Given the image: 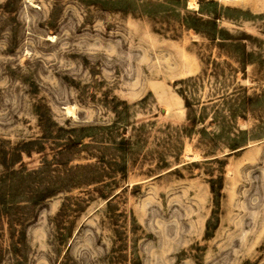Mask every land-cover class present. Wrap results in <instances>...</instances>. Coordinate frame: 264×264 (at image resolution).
<instances>
[{"label":"rangeland","instance_id":"obj_1","mask_svg":"<svg viewBox=\"0 0 264 264\" xmlns=\"http://www.w3.org/2000/svg\"><path fill=\"white\" fill-rule=\"evenodd\" d=\"M25 143L0 264H264V0H0V157Z\"/></svg>","mask_w":264,"mask_h":264},{"label":"trees","instance_id":"obj_2","mask_svg":"<svg viewBox=\"0 0 264 264\" xmlns=\"http://www.w3.org/2000/svg\"><path fill=\"white\" fill-rule=\"evenodd\" d=\"M180 95L184 102H186L185 97L182 95V93H180ZM188 120L190 123V127H187V129L190 131L193 130L196 125V118L193 117L189 118ZM198 131L199 133H203L205 130L202 127ZM80 139L81 137L68 133V135L64 138V145H68L70 147L77 146L78 143H80ZM112 143L116 150L119 152H126L130 149V145L127 139L123 138V136H121V138L117 140L113 139ZM27 144L29 143L22 144V146L19 148H11V150L2 149L1 151L2 154L0 157V164H2L3 166V171L0 172V216L8 215L10 208L17 202V199L21 197L19 196V193L23 191L27 183L25 180V176L43 169V167H40L37 169H31L30 172H25L26 168L21 163V153L24 152L25 154L29 155L30 150L27 147ZM16 162H19L20 165L18 169L12 167ZM41 163H43L44 165H48L49 161L43 159L41 160ZM68 186L69 185L66 184H60V186L49 187V189L40 187L33 192L35 193V195H33L28 202L32 204L39 203L54 191L67 189ZM210 187L213 195L217 197L219 192L217 190L214 192L212 185Z\"/></svg>","mask_w":264,"mask_h":264},{"label":"bare ground","instance_id":"obj_3","mask_svg":"<svg viewBox=\"0 0 264 264\" xmlns=\"http://www.w3.org/2000/svg\"><path fill=\"white\" fill-rule=\"evenodd\" d=\"M176 97V96H175ZM164 98V97H163ZM167 99V98H166ZM177 99V98H176ZM179 100V99H178ZM177 100V101H178ZM180 101V100H179ZM175 102V101H174ZM168 103V102H167ZM175 105H176V103H175ZM170 110H171V107L168 105L167 107H166V113H169L170 112ZM174 110V109H173ZM182 112V111H181Z\"/></svg>","mask_w":264,"mask_h":264}]
</instances>
